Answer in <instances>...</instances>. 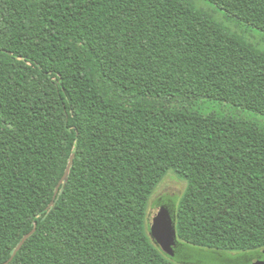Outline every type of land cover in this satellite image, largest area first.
<instances>
[{"label":"trees","instance_id":"trees-1","mask_svg":"<svg viewBox=\"0 0 264 264\" xmlns=\"http://www.w3.org/2000/svg\"><path fill=\"white\" fill-rule=\"evenodd\" d=\"M206 1L264 32V0ZM216 16L196 0H0V264L33 228L9 264H190L148 225L171 171L180 241L264 249V127L208 107L264 115V38Z\"/></svg>","mask_w":264,"mask_h":264},{"label":"rangeland","instance_id":"rangeland-1","mask_svg":"<svg viewBox=\"0 0 264 264\" xmlns=\"http://www.w3.org/2000/svg\"><path fill=\"white\" fill-rule=\"evenodd\" d=\"M202 7L214 10L216 17L219 20L225 21V11L218 8L216 5L206 0H196ZM233 21V20H232ZM236 22V21H234ZM234 22H224L229 24L234 30H240L237 24ZM238 23V22H236ZM240 24V23H238ZM241 30L247 32V38L251 41L258 43L260 38H264V32L252 25L240 24ZM243 34V33H242ZM259 44V43H258ZM259 46L264 48V44ZM208 107L212 111H220L230 113L236 117H240L246 120H252L264 127V115L257 112L243 110L241 108H235L232 105H220L219 102H212L208 104ZM187 183L180 179L172 171L164 178L156 189L152 196L148 207V225L153 222L161 205L165 204L172 208V212H176L180 198L182 197ZM162 197V204L160 198ZM168 256V255H167ZM177 263H190V264H256V262L264 260V249L252 250L246 252H224L218 249H203L193 247L183 241L179 240V245L173 256H169Z\"/></svg>","mask_w":264,"mask_h":264},{"label":"water","instance_id":"water-1","mask_svg":"<svg viewBox=\"0 0 264 264\" xmlns=\"http://www.w3.org/2000/svg\"><path fill=\"white\" fill-rule=\"evenodd\" d=\"M75 155L73 154L66 171L63 177L60 179L57 187L54 198H56L57 194L59 193L61 185L68 180L69 173L71 171V167L74 162ZM54 203V200L50 204V206ZM151 229V237L155 241V243L161 248V250L169 255L173 256L175 254L176 249L179 245V238H178V231H177V216L175 213L172 212L169 206L163 205L158 210L153 222L150 225ZM36 228H33L29 233L24 235L16 249L14 250L12 256L1 264H9L18 251L22 248L24 243L28 240V238L35 232ZM256 264H264V260L256 262Z\"/></svg>","mask_w":264,"mask_h":264},{"label":"flooded vegetation","instance_id":"flooded-vegetation-1","mask_svg":"<svg viewBox=\"0 0 264 264\" xmlns=\"http://www.w3.org/2000/svg\"><path fill=\"white\" fill-rule=\"evenodd\" d=\"M162 201H163V200H162V197H161V198H160V202H161V204H162Z\"/></svg>","mask_w":264,"mask_h":264}]
</instances>
